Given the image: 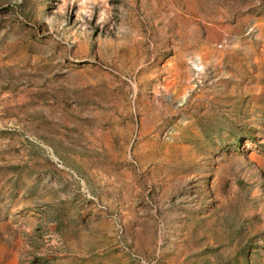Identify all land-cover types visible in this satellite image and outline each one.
<instances>
[{"label": "rangeland", "instance_id": "1", "mask_svg": "<svg viewBox=\"0 0 264 264\" xmlns=\"http://www.w3.org/2000/svg\"><path fill=\"white\" fill-rule=\"evenodd\" d=\"M0 264H264V0H0Z\"/></svg>", "mask_w": 264, "mask_h": 264}]
</instances>
